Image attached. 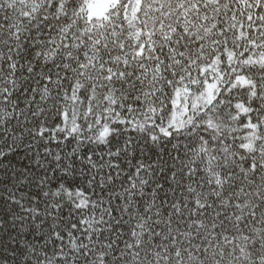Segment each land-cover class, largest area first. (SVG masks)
<instances>
[{
	"label": "snow or ice",
	"instance_id": "6c2138e0",
	"mask_svg": "<svg viewBox=\"0 0 264 264\" xmlns=\"http://www.w3.org/2000/svg\"><path fill=\"white\" fill-rule=\"evenodd\" d=\"M0 264H264V0H0Z\"/></svg>",
	"mask_w": 264,
	"mask_h": 264
}]
</instances>
